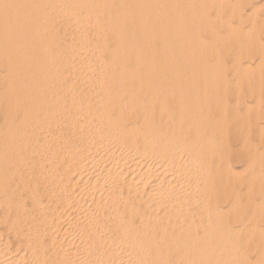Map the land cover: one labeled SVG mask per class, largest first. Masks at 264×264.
<instances>
[{
    "label": "bare ground",
    "instance_id": "obj_1",
    "mask_svg": "<svg viewBox=\"0 0 264 264\" xmlns=\"http://www.w3.org/2000/svg\"><path fill=\"white\" fill-rule=\"evenodd\" d=\"M0 1V264H264L263 81L179 55L216 0Z\"/></svg>",
    "mask_w": 264,
    "mask_h": 264
},
{
    "label": "rangeland",
    "instance_id": "obj_2",
    "mask_svg": "<svg viewBox=\"0 0 264 264\" xmlns=\"http://www.w3.org/2000/svg\"><path fill=\"white\" fill-rule=\"evenodd\" d=\"M226 1L227 2H225V0H216L213 3V4H215L217 2L215 4V6H213V9L212 8L210 9L209 7H207L206 11L212 12L213 10H217L220 12H218V14L215 16L212 15L210 12H206L208 14L206 16V13L204 12V15L206 16V18H205V16H203L198 22L196 20H190L189 16L185 12V10L182 9V5H179L181 7V9L179 11H177V13L176 12L175 13L177 16H179V14H181L180 17L185 19V21L182 25H184V26H186V28L188 27L190 29L191 26L193 27V25H195V22H196L197 27L200 30V31L199 30L198 31H199V33L201 32V34H199L197 31V34L192 35L189 39H186L183 37L179 39V43L182 46V47L180 46L181 49H180L179 55L181 56V54H183L182 56L184 58H186V57H188L187 53L191 49H198L199 58H200V51H201L202 55H201V59L197 60V61L198 62L200 61V66H201L200 68L202 70L198 67L199 63L197 62L198 63L197 68L200 69V70H197L198 71L197 75L198 74L202 75L204 80L207 82V85H208L209 80H213L215 82V85L217 86V89H216L217 91L218 90L219 91H225V92L229 91L228 93H230V94L237 93V92H241L242 94H245V92H247V90L249 88L257 86L259 80H262L263 84H264V67L257 66V63L260 60H263V62H264V54H263L264 53V0H249V1L248 0H226ZM178 2L181 3V0H179ZM1 4L2 3H0V7H2ZM220 4H222V5H220ZM217 5H219V7ZM236 10H238V11H236ZM233 11H234V13H233ZM184 14H185V16H184ZM219 14L220 15L222 14V15L220 16ZM218 15H219V17H218ZM214 18L219 20V21L215 20ZM208 19H209V21H208ZM201 20H202V24H201ZM237 21L239 23H241V25L238 24ZM188 22H190V23L192 22V25L190 26V24ZM209 23H211V24H209ZM231 23H233V24H231ZM241 28H242V30H241ZM236 29H237V31H239V34L236 31ZM209 36H211L210 37L211 39L209 38ZM181 42H183V43H181ZM195 43H197L196 48H194ZM200 44H201V47H203V48H200ZM187 45L189 47H187ZM206 50H207V53H206ZM208 50H210V52ZM251 53H253V54H251ZM258 53H260V54H258ZM204 54H205V56H204ZM211 54H213L214 57ZM234 54H235V56H234ZM240 54H241V56H240ZM256 54H258V55H256ZM239 57H241V58H239ZM244 57H246V60L244 59ZM226 58H228L229 60ZM237 58H239V60ZM202 59H204L205 61ZM240 59L243 61H240ZM203 61L206 65L203 64ZM246 61L249 63L252 62L251 65L246 67L245 63H244ZM241 63H243L244 65H242ZM207 64H209V65H207ZM204 65L206 68L204 67ZM202 66L205 68V70ZM207 68H209V69H207ZM0 71H1V69H0ZM207 75H208V77H207ZM202 77L201 78L199 77V82H202V80H201ZM243 77H244V79H243ZM248 85H250V86L248 87ZM244 86H245V88H244ZM222 87H224V88H222ZM263 90H264V85L262 86V92L260 93V94H262L261 95V102H260V107L262 106V111L264 110V107H263L264 106V101H263L264 100V93H263L264 91ZM249 97L250 96L248 94H245V99L247 101H250ZM232 104H233V102L230 99V106ZM238 112L240 113V116H239L240 120L236 123V125L235 124L232 125V129L235 131H240L243 128L242 120L244 119V117H243L244 113H243V110H241V109ZM263 119L261 120L263 123L260 120H258L259 121L258 125H260V124H261L260 126L264 125ZM249 128L250 129L253 128L252 123H251ZM253 136H254L255 140H253L254 139ZM256 136H257L256 132L253 131L252 136H251V143L254 145L258 144V143H256ZM237 141H235V142L230 141V147L232 149L240 148L239 147L240 143ZM233 146H235V147H233ZM238 162H237V160H232L231 164L235 169H237L236 170L237 172L239 171L238 173L240 174V176L242 175L246 179L247 173L245 174L243 171L244 170L243 162H240L239 160H238ZM244 177H242V178H244Z\"/></svg>",
    "mask_w": 264,
    "mask_h": 264
}]
</instances>
